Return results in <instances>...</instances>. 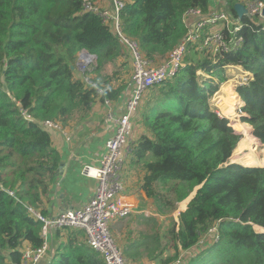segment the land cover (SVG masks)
Returning a JSON list of instances; mask_svg holds the SVG:
<instances>
[{"label":"trees","instance_id":"1","mask_svg":"<svg viewBox=\"0 0 264 264\" xmlns=\"http://www.w3.org/2000/svg\"><path fill=\"white\" fill-rule=\"evenodd\" d=\"M124 1L122 31L152 62L166 59L187 35L188 12L208 13L211 3ZM224 2L236 16L234 6L244 0ZM242 22L239 49L213 59L190 47L176 76L147 94L146 130L129 162L145 171L142 192L165 214L201 186L179 221L170 219L165 230L155 218L146 219L153 229L137 247L160 264H174L184 252L207 245L214 227L218 240L181 264H264V165H226L242 135L211 101L227 80L226 66L250 72L247 83L237 86L241 120L264 143V27L258 17L244 16ZM82 50L97 59L80 75L72 66ZM190 52L195 55L187 58ZM122 55L118 36L99 14L84 11V0H0V264H21L25 244L37 249L44 243L43 222L29 207L45 215L43 197L61 157L42 122L83 121L98 97L117 100L127 86L121 76L128 63H116ZM57 230L66 231V240L49 264H106L82 230ZM166 252L174 253L164 258Z\"/></svg>","mask_w":264,"mask_h":264},{"label":"built area","instance_id":"2","mask_svg":"<svg viewBox=\"0 0 264 264\" xmlns=\"http://www.w3.org/2000/svg\"><path fill=\"white\" fill-rule=\"evenodd\" d=\"M124 5V0H112L111 7L102 9L96 2L84 0V11L99 14L118 36L124 50L126 49L131 57L133 68L132 97L127 101L125 111L115 119L116 131L106 143V151L100 159V165L98 167L86 165L82 171L85 176L95 178L97 186L89 201L79 209H67L55 216H48L34 207H29L30 213L43 222L41 233L44 243L37 249L25 246L22 249L21 264H39L48 252L51 253L50 259H53L55 252L49 249V233L54 229L65 228L82 230L87 243L102 254L106 264H128L122 247L111 232V223L117 218L127 217L137 212L136 208L123 198L125 194L123 170L131 159L134 148L130 140L133 131L132 116L145 104L147 94L154 85L176 76L184 64L190 47L199 53H209L213 59H217L223 53L239 49L244 41V36L239 35L243 22L237 15L234 16L233 13L224 9H216L211 13H204L200 9L190 10L188 14L195 15L196 20L192 27H188L187 35L163 62L154 64L145 57L137 41L122 31L120 12ZM263 9L262 1L246 2L245 17L251 20L258 17L257 24L261 23L264 27ZM78 57L77 69L82 72L81 75L89 70L97 59L94 54L86 50H82ZM231 66L235 68L234 65H230L226 66V70ZM250 77V73L247 72V75L242 76L241 79L245 84ZM86 80L88 81L87 78ZM92 86L96 87V84ZM98 91L100 95L104 93V89ZM215 112L221 115L220 110L215 109ZM26 116L32 119L30 115ZM42 124L50 132L63 131L62 124L54 120H45ZM8 192L16 196L15 191L8 190ZM210 232L215 233L213 237L217 241L216 227ZM182 261L180 257L175 264H181Z\"/></svg>","mask_w":264,"mask_h":264},{"label":"crops","instance_id":"3","mask_svg":"<svg viewBox=\"0 0 264 264\" xmlns=\"http://www.w3.org/2000/svg\"><path fill=\"white\" fill-rule=\"evenodd\" d=\"M98 1L106 7L112 6V0ZM215 2L216 0L211 1L208 13L214 11ZM195 20V15L186 16V26L190 23L189 27H192ZM78 59L79 57L76 60V67ZM130 67L132 69L131 72L121 76L122 79H126L127 86L117 100H101L98 97L93 104L90 115L83 121H69L65 125H62L63 131L51 132L52 143L59 151L61 157L59 166L63 164V167L62 173L58 169L57 176L51 185L50 191L43 197L41 210L45 215L55 216L67 209H79L92 197L97 186V180L85 176L82 171L86 165L92 167H98L100 165V159L106 151V143L115 134L117 127L115 119L125 111V105L132 97V61H130ZM77 71L80 72L78 69ZM79 74L81 75L82 72ZM142 110L143 107L132 116L133 131L130 137L132 145L137 142L146 130L142 123ZM130 160L123 170V179L125 181V194L123 198L127 203L133 205L137 212L131 213L127 217L113 220L111 229L113 227V232L116 236L114 237L122 247L128 264H160V259H149L145 256L146 252L144 248L137 247L146 237L145 235L151 231L146 230L144 235H140V232H136L138 230L135 231L132 228L135 227L134 223L149 224L146 222V219L155 218L162 225L164 217L155 211L153 200L148 199L141 190L145 171H141L139 174H133L130 170ZM137 229H139V226H137ZM59 231H61L60 234ZM65 240L66 231L51 230L48 237L49 249L56 252L60 242ZM25 246L28 245L25 244ZM131 246H133V249ZM141 255L143 258L137 259ZM50 257L51 253L48 252L39 264H49L52 260Z\"/></svg>","mask_w":264,"mask_h":264},{"label":"rangeland","instance_id":"4","mask_svg":"<svg viewBox=\"0 0 264 264\" xmlns=\"http://www.w3.org/2000/svg\"><path fill=\"white\" fill-rule=\"evenodd\" d=\"M212 1V0H211ZM246 2H249V1H247V0H244V3L243 2H240V3H242V4H244L245 6H246ZM216 4H215V8H214V10H216V9H224V10H226V11H228V12H230V13H232L231 12V7H230V5H228V4H226L225 2H224V0H216V2H215ZM96 4H97V6L99 7V8H102V9H107V8H109L110 6H108V7H106V6H104V5H102L99 1H97L96 2ZM248 4V3H247ZM190 14H187V17L189 16ZM190 26V23L187 25V27H189ZM124 52H125V55H122L120 58H118L117 59V61H116V63H117V65H119L120 63H124V61H127V63H128V66L126 67V70L125 71H123V73H122V71H121V73L122 74H126V73H128V70H129V72H131V67H130V61H129V59H130V56L128 55V53H127V51H126V49L124 50ZM193 55H195V53L194 52H190V54L187 56V58H190V57H193ZM198 56V55H197ZM165 59H163V60H160V61H158V62H153L154 64H159V63H161V62H163ZM186 60V59H185ZM185 62V61H184ZM112 70V67H106L105 68V70L104 71H106V72H110ZM227 80L226 81H224L223 83H221L220 84V86H219V89H218V91L214 94V96H213V98L211 99V101H212V103L214 104L213 105V107H214V109L213 110H220V106H219V103H218V101H219V96H221V95H223V93H221V90H222V87H223V85L224 84H226V83H229V84H234V88L236 89V91H237V86H239V85H243L244 84V80H242L241 79V77L242 76H244V75H247V71H245L242 67H240V66H235V68H233L232 66L230 67V69H228L227 70ZM236 79V80H235ZM231 82V83H230ZM239 94V93H238ZM240 96V95H239ZM143 105V104H142ZM241 106H242V100H241V97H239V101H237V103H235V108H234V112H235V114L233 115V117H234V119H236L237 121L236 122H238V123H244L243 125L245 126V128H247V129H243V130H241L242 132H241V135H242V137H241V139H240V141H239V143H238V148L236 147V149H237V151H236V149L234 150V152H233V158L235 159V160H233V161H238V162H240V163H242V161L241 160H239V158H241L242 156H245V155H247V154H249V153H252L253 154V156H254V158H256L257 160H260L261 158H263L264 157V143L262 142V141H260L257 137H255L254 136V134H253V127H252V125H250L249 123H245V122H242V120H241V111H240V108H241ZM143 107V106H142ZM141 107V108H142ZM212 107V108H213ZM221 111V110H220ZM225 117V116H224ZM226 118H228L229 120H230V122H231V124H233L234 123V121L235 120H232V119H230L229 117H226ZM58 122V121H57ZM60 123V122H59ZM61 124V123H60ZM235 124V123H234ZM247 125V126H246ZM234 127V126H233ZM235 128V127H234ZM236 130H238L237 128H236ZM238 131H240V130H238ZM245 131H248V132H245ZM245 132V133H244ZM251 132V133H250ZM248 133V134H247ZM246 135H248V137H253L252 139H253V141H256V142H253V144L251 145V144H249V143H247V146L245 147V149L241 152V155H240V152L238 151V149H239V144H240V142L243 140V139H245L246 140ZM250 137V138H251ZM249 145H251V146H249ZM252 146H254V149L253 150H251L253 147ZM247 151H248V153H247ZM255 152V153H254ZM245 154V155H244ZM239 156V157H238ZM230 161V160H229ZM243 164V163H242ZM245 165V164H244ZM130 170L133 172V174L135 173V174H139V173H141V171H143V170H141L140 168H138V167H131L130 166ZM192 195V194H191ZM190 195V196H191ZM190 196L188 197V198H186L184 201H182V202H179L178 204H177V207H176V209L173 211V212H169V213H165V214H163V213H161V212H159V209H158V207L156 206V204H155V211L159 214V215H161V216H163L164 217V222L162 223V225H161V227L165 230V227H168L169 225H170V219L171 220H176V221H179V215H180V213L182 212V211H184L187 207H188V204H189V202H190ZM166 219V220H165ZM127 223V222H126ZM129 224V223H128ZM152 224V223H151ZM114 225V224H113ZM153 225V224H152ZM152 225H150V224H146V223H139L138 224V222H135L134 223V226L135 227H132V228H134L135 229V231L136 230H138V231H136L137 233L138 232H140V235H144L145 234V232H146V230L147 231H151L152 229H153V226ZM137 226H139V229H137ZM259 229V228H258ZM111 232L113 233V235L115 236V234H114V232H113V227H112V229H111ZM209 235L210 236H212L211 238H210V240H209V238H207L206 239V243H207V245H205V246H203L202 244H201V246L200 247H196V250L194 249L193 251H187V252H184L183 253V255H184V257H182L183 259H185V261H187L186 260V258L189 260V258L192 256V255H195L196 253H198V251H202V250H204V249H206L207 247H209L210 245H211V242H214L216 239L213 237L214 235H215V233H212V232H210L209 233ZM146 236V235H145ZM116 237V236H115ZM212 238H214V239H212ZM121 240V239H120ZM165 241V240H164ZM171 252H166L165 254H164V258L165 257H168L169 255H172L174 252H172L171 254H170ZM141 258H143V256L141 255L140 256V258H137V259H141Z\"/></svg>","mask_w":264,"mask_h":264},{"label":"bare ground","instance_id":"5","mask_svg":"<svg viewBox=\"0 0 264 264\" xmlns=\"http://www.w3.org/2000/svg\"><path fill=\"white\" fill-rule=\"evenodd\" d=\"M221 93H223V95L219 96V101H218L219 106H220V110H221V115L225 116V117H229L232 120H235L234 121L235 124L233 123L232 126H234L235 129L237 128L238 130H240V132H242L241 130H243L245 128V126H244L245 124L236 122L237 120L234 119V117H233V115L235 114V112H234L235 103H237V101H239V94L236 91V89L234 88V84H229V83L224 84L222 87ZM245 129H247V128H245ZM245 132H248V131H245ZM250 137H248V135H246V140L243 139L240 142L239 149H238V151L240 152V155H241V152L247 146V143L252 145L253 142H256V141H253V139H252L253 137H251V138ZM251 145H249V146H251ZM252 147L253 148L251 150L254 149V146H252ZM237 148H238V146H237ZM236 151H237V149H236ZM247 153H248V151H247ZM254 156L252 153H249V154L239 158V160H241L242 163L245 165H251V166H255V167L264 165V157L261 158L260 160H257L256 159L257 157L254 158Z\"/></svg>","mask_w":264,"mask_h":264},{"label":"water","instance_id":"6","mask_svg":"<svg viewBox=\"0 0 264 264\" xmlns=\"http://www.w3.org/2000/svg\"><path fill=\"white\" fill-rule=\"evenodd\" d=\"M234 9H235V12H236L237 16H238L240 19H243L244 16L246 15V12H247V10H246V6H245L244 4H242V3L239 2V3H236V4H235ZM263 15H264V9H263ZM74 68H75V66H72V69H73V70H74ZM235 130H236V129H235ZM236 131H237L238 133L241 134L240 131H238V130H236ZM253 134H254V133H253ZM233 160H235V159L233 158V155H232L231 158H230V161H229L226 165L228 166V165H231V164H242V163L238 162L237 160H236V161H233ZM242 165H244V164H242ZM244 166H251V165H244ZM62 167H63V164H61V166H59V170H60L61 173H62ZM200 187H201V186H200ZM200 187H197L196 190L193 192V195H192L190 201L193 199V197L195 196L197 190H198ZM259 229H260V228H259ZM259 229H257V230L259 231Z\"/></svg>","mask_w":264,"mask_h":264},{"label":"clouds","instance_id":"7","mask_svg":"<svg viewBox=\"0 0 264 264\" xmlns=\"http://www.w3.org/2000/svg\"><path fill=\"white\" fill-rule=\"evenodd\" d=\"M240 97V96H239Z\"/></svg>","mask_w":264,"mask_h":264}]
</instances>
